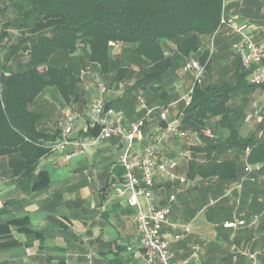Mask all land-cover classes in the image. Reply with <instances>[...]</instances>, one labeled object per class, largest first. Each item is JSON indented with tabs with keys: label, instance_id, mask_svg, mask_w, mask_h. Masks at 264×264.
<instances>
[{
	"label": "trees",
	"instance_id": "1",
	"mask_svg": "<svg viewBox=\"0 0 264 264\" xmlns=\"http://www.w3.org/2000/svg\"><path fill=\"white\" fill-rule=\"evenodd\" d=\"M4 3L0 14L6 21L0 29L11 27L17 31L13 35L7 32L16 36L9 51L17 64L15 68L11 56V61L2 60L0 66V153L20 152L23 164L16 172H32L39 159L50 153L62 137L63 124L56 121L45 131L40 128L42 112L32 107L46 88H57L66 104L84 112L86 83L104 81L125 90L111 105L124 108L136 120L144 113L135 112L138 95H143L150 106L168 104L164 75L177 58L186 62L196 58L207 63L206 72L194 88L190 105L179 103L175 115L184 111V128L190 135L176 141L181 148L182 141L189 139L183 151L187 158L185 174L192 184L196 181L193 188L206 186L216 199L229 200L224 204L230 205L219 210L215 203L209 212L223 217L215 221L219 223L217 231L222 234L224 229H232L223 226L226 220L235 218L227 189L247 174L246 166L260 164L264 170V138L258 133L242 134L247 116L255 107L250 93L256 88L264 89V85L249 83L250 69L241 64L232 49L235 34L222 18L228 23L247 20L260 25L256 39L262 40L264 0H4ZM221 30L225 38L213 43L212 49L201 50L202 37L208 35L215 42ZM113 45L121 46V52L114 58ZM24 54L28 56L26 62ZM230 54H233L231 65L226 63L228 68L223 76L215 79V60ZM148 122L144 132L150 128L151 120ZM208 129L211 136L205 135ZM263 129L264 122L260 125V130ZM195 133L198 139L194 138ZM123 173L124 168L119 178L123 179ZM255 173L249 172V178L257 180ZM263 210L264 206L251 216L261 217ZM26 221L27 217L16 218L13 223L24 227ZM246 227L247 231H253ZM228 240L230 245L235 241L229 235ZM254 253L257 255L253 251L250 256Z\"/></svg>",
	"mask_w": 264,
	"mask_h": 264
},
{
	"label": "crops",
	"instance_id": "2",
	"mask_svg": "<svg viewBox=\"0 0 264 264\" xmlns=\"http://www.w3.org/2000/svg\"><path fill=\"white\" fill-rule=\"evenodd\" d=\"M4 4V0H0V9ZM5 21L0 14V25ZM253 25L257 38L261 27L256 23ZM7 32L17 33L11 27L0 29V66L2 60L5 62L12 56L9 45L16 41V36ZM232 55H228L230 63ZM11 59L16 68V57ZM27 60L28 56L24 54L23 61ZM192 79L193 74L187 72L174 84L165 87L169 103L180 98L190 87ZM98 81L86 83L85 110ZM50 88H46V92H55V87ZM45 90L32 107L42 112L40 128L47 131L56 119L63 124L64 110L69 105L62 103L59 108L48 107L43 99ZM263 107L264 103L259 108L256 103L253 112L249 113L251 117L242 128L244 136L258 133L264 138V129L260 130L264 122ZM178 108L179 104L172 106L169 117H173ZM53 110L58 112L56 117L50 114ZM122 110L126 123L135 120L126 114L124 108ZM135 112L140 113L138 104ZM157 115L151 119L150 126L158 123ZM84 124L81 120L74 136L82 133ZM165 151L172 155L182 149L178 141L171 140ZM119 153L117 138L104 140L84 153L74 154L71 159L53 149L39 159L30 173L16 172L23 164L19 159L20 152L0 153V264H145L140 233L132 218L134 209L125 197L114 191V184L122 181V177L119 178L123 169ZM183 159H180L178 171L186 175L187 162ZM253 172H256L257 180L250 179L247 172L238 183L227 189L226 195L232 194V201L237 204L235 218L239 214H247L252 219L251 215L264 206V173H260L264 170ZM175 186L168 188L159 180L155 192L166 199L171 193L175 194ZM190 198L187 202L186 198L183 201L176 196L171 205L170 221L162 227V236L169 240L175 258H189L190 264H264V210L257 225H247L252 232L247 231L246 226H240L224 229L220 234L217 226L223 217L214 212L204 216L200 210H195L196 207L191 209L190 205L194 207L197 197ZM216 200L211 198V203ZM23 217H27L24 227L13 223L14 219ZM240 218L249 219L246 216ZM185 227L190 231L186 232ZM177 234L180 237L176 238ZM228 235L235 240L232 245ZM221 240H226L227 244ZM196 245L199 256L191 259ZM233 248L240 249L239 254L235 255ZM253 251L257 253L255 260L250 256Z\"/></svg>",
	"mask_w": 264,
	"mask_h": 264
},
{
	"label": "built area",
	"instance_id": "3",
	"mask_svg": "<svg viewBox=\"0 0 264 264\" xmlns=\"http://www.w3.org/2000/svg\"><path fill=\"white\" fill-rule=\"evenodd\" d=\"M225 22L235 34L232 49L239 57L241 64L250 69L248 81L254 85H264V39L257 40L254 35V25L247 20ZM207 63L199 59H190L184 69L193 74L190 87L174 102L162 105H148L145 97L138 95L139 110L143 115L126 123L122 109L111 105V101L124 95L121 88L112 87L104 81H99L95 87L94 95L84 112L67 106L63 117V134L53 149L61 152L66 159H71L74 154H81L98 143L117 138L120 143L119 162L124 168L123 179L114 184L117 195L125 197L130 207L134 209L132 218L137 224L141 247L145 257V264H190L189 258H175L170 249L169 240L162 236V227L170 221L171 205L176 200V194L171 193L166 199L155 192L159 180L164 185H180L189 187L192 182L186 175L179 173L180 159L185 158L184 151L178 155H168L165 151L171 140L183 139L189 134L184 128V111L169 117V111L175 104L190 105L192 94L197 83L202 81L206 72ZM82 72H85L83 70ZM157 112L159 121L144 132ZM251 114L247 116V119ZM85 124L82 133L74 136V130ZM205 135H212L208 129ZM199 135L195 133L194 138ZM250 149L247 148L246 153ZM262 165L245 167L247 172L261 170ZM252 180H255L252 177ZM260 215L255 214L250 221L243 218L226 220L225 228L236 229L240 226L256 225ZM186 232L190 229L185 227ZM176 238L180 234L175 235ZM198 245L194 246L191 259L198 258ZM255 260L256 254H251Z\"/></svg>",
	"mask_w": 264,
	"mask_h": 264
},
{
	"label": "rangeland",
	"instance_id": "4",
	"mask_svg": "<svg viewBox=\"0 0 264 264\" xmlns=\"http://www.w3.org/2000/svg\"><path fill=\"white\" fill-rule=\"evenodd\" d=\"M262 11L264 13V6H262ZM221 31L222 32H220V34L216 36L217 41L215 39V42H214V39L211 38L210 36H208V35L203 36L202 37V49L201 50L212 49L213 43L218 44V42L220 40L224 39L225 38V33L223 32L224 30H221ZM217 49H218V46H217ZM215 50H216V48H215ZM120 52H121V46L120 45H113L112 46L111 55L113 58L118 56ZM229 59L230 58H228V56L225 55L223 58H221V59L217 58L215 60L216 69L213 73V76L215 78L219 79L221 76H223L224 71L228 68L227 64L228 65L230 64ZM185 63H186L185 59H178L177 58L175 60L173 67H171L170 70L163 77V79H165L164 80L165 87L170 86V84H174L176 81H178L181 78L182 75L187 73L183 67V66H185ZM204 76H205V74H204ZM204 76H203V78H204ZM203 78H202V80H203ZM50 89H52V87ZM54 89H55V92L53 91L52 93H50V91L46 92V90H45V94L43 95V99L48 104V107L50 106V108H59V107H61L62 103L63 104L65 103V101H64L61 93L59 92V90H57V88H54ZM250 94H251V97H253L255 104L258 103V108H259L260 105L262 103H264V89L263 88H256ZM262 109H264V107ZM50 114H51V116L56 117L58 112H57V110H53V111H50ZM57 120L58 119H56V121ZM185 140L182 141V142H184L181 145L182 151L185 149V146L188 145L189 139L187 142ZM178 145L180 146L179 143H178ZM186 159L187 158H184L183 160H186ZM195 185H196V181L193 182L191 187H183L180 185H176L173 189L176 196L179 197V199H182L183 201H184V198H186V201L190 202V199H191L190 196L197 197L196 199H194V204H193L194 207L192 206V204L190 205L191 209H194L196 207L195 210H200V214H203L205 216V213L207 215L212 210V207H214L212 205L215 203H216L215 205L220 206L219 210H221V208H223L226 205H230V204H224L229 200L220 201V199L218 197L216 200V198L213 195L209 194L211 192L206 188V186H202L200 188H196V187L193 188ZM228 196H229L228 199H231V201H232V194L228 193ZM211 198L216 200V202L211 203ZM232 203H233V201H232ZM234 204L235 203L232 204V214L234 217H237L235 215L237 213V211H236L237 207ZM241 216H244V218H245V216H247V214H244V215L239 214L238 218H240ZM220 239H221V237H220ZM221 242L223 244H227L226 240H221ZM243 246L244 245H241L240 247L243 248ZM233 251L235 252V255H237V254H239L240 249H234L233 248ZM231 254L233 255V253H231Z\"/></svg>",
	"mask_w": 264,
	"mask_h": 264
}]
</instances>
